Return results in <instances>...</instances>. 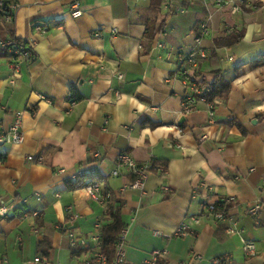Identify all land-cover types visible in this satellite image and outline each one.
Masks as SVG:
<instances>
[{"label": "crops", "instance_id": "0c3cea01", "mask_svg": "<svg viewBox=\"0 0 264 264\" xmlns=\"http://www.w3.org/2000/svg\"><path fill=\"white\" fill-rule=\"evenodd\" d=\"M10 1L19 10L13 25L0 19V38L34 41V58L10 84L8 55L0 49V131L19 113L24 133L21 145L0 147V198L12 208L0 219V264L81 263L84 255L69 247L66 232L90 236L104 209L83 187L70 191L65 183L90 169L120 202L126 264H142L153 249L165 251L163 264L189 261L192 254L202 260L191 264L220 257H229L228 264H264V0H224L222 6L78 0V18L71 16L72 0ZM206 20V57L195 75L211 84L218 72L229 92L216 102L215 124L200 142L208 107L198 103L182 113L186 89L177 56L194 46ZM33 25L49 31L37 35ZM72 90L76 100L69 106ZM120 153L139 164H162L165 173H151L142 192L122 190L133 177L125 169L111 175ZM203 200L225 202L240 232L227 235L226 221L205 217L193 226L195 234L168 238L199 213ZM255 205L257 215L250 213ZM67 206L78 214L71 224ZM36 208L41 215L20 218ZM241 239L254 244L255 255L243 252Z\"/></svg>", "mask_w": 264, "mask_h": 264}, {"label": "built area", "instance_id": "2783aa9c", "mask_svg": "<svg viewBox=\"0 0 264 264\" xmlns=\"http://www.w3.org/2000/svg\"><path fill=\"white\" fill-rule=\"evenodd\" d=\"M215 5L222 6L226 3L224 0H212ZM243 0H239L240 4ZM232 6L236 7L237 3L232 2ZM19 10V5L11 2L10 0H0V19L3 24L13 25L15 16ZM182 12V11H181ZM82 15L80 9V3L78 0H72L71 2V16L73 18H78ZM33 30L37 35L43 36L48 33L49 28L45 25H33ZM209 33L208 20L201 23L198 34L194 39V46L188 51L178 54V72L181 78V82L186 89L185 97L182 101V113L189 114L193 111L194 107L198 103H203L208 107L209 119L207 124L201 128L202 132L197 136L200 142H205L208 140V135L206 130L211 125L215 124L214 119V106L216 102H208L206 100V94L209 91L211 84L207 81L201 79V77L196 76L195 72L198 67L200 60L206 57L205 51L201 48L202 39ZM95 36H98L97 34ZM33 42H24L15 38L2 39L0 38V49L6 51L8 55V67L11 71V76L9 83L13 84L16 80L21 78V64L29 63L33 60ZM162 47V44L158 45ZM119 81H122L120 74L117 75ZM39 99L50 103L45 97L39 95ZM67 103L69 106L75 104V99L73 98L72 91H69L66 96ZM34 114V111H31ZM14 120L11 125L0 131V147L4 146H18L24 141V133L22 131V117L21 114L15 113ZM178 148L182 149L180 145ZM94 158L98 157V154L93 155ZM28 160H32V157H28ZM41 162V159H39ZM125 169L129 175L133 177L122 190H136L139 192L143 191L144 183L148 176L155 172L164 174V167L161 165H156L153 163L139 164L135 162L127 153H120L115 161V168L111 172L112 176H119L121 170ZM92 173V170H81L77 176L83 173ZM83 189L88 193L89 197L98 203L103 209L104 213L100 218H96L93 223L92 233L90 236H79L72 230H67L68 244L71 249L84 255L80 264H126L125 259V245L127 240V228L121 229L120 234L114 243V254L111 257L105 255L102 251L101 233L100 229L102 227V222L104 219H109L106 212V206L108 200L111 197L110 192L107 189H103L98 182H88L83 186ZM164 191H169L167 187H163ZM170 192V191H169ZM37 201L41 198L38 194H35ZM221 202L208 203L206 201H201L199 204V213L197 215L188 217L184 219L179 226L176 228L174 233L168 238H185L188 235L194 233L193 226L200 223L202 218L211 217L218 223L227 222L228 226L226 228L227 235H236L240 231L236 227V223L229 219L226 214V210L220 207ZM11 206L8 205L4 200L0 198V219L7 218L11 212ZM40 208H36L30 212H23L20 216L22 220L29 219L31 217H36L41 215ZM260 206L255 205L250 213L253 215L259 214ZM64 213L66 215L67 223H74L78 219V214L73 212L70 206L64 208ZM37 230L33 229V233ZM195 234V233H194ZM158 236V233H155ZM243 252L247 256L255 255V246L252 242L241 239ZM165 251L159 249H153L147 256V258L142 262V264H163L165 259ZM202 257L198 254H192L189 261H181L179 264H191L192 262H201ZM229 257H220L211 259L209 264H228ZM40 257L34 259L35 263L40 262Z\"/></svg>", "mask_w": 264, "mask_h": 264}, {"label": "trees", "instance_id": "16d2710c", "mask_svg": "<svg viewBox=\"0 0 264 264\" xmlns=\"http://www.w3.org/2000/svg\"><path fill=\"white\" fill-rule=\"evenodd\" d=\"M148 30V28H147ZM239 36H235L232 38L231 43L239 40ZM229 92V84L223 80L220 73H215V80L211 83V87L206 94V100L208 102H217L219 100H223L227 97ZM73 93V90H72ZM76 95L73 93V98L76 100ZM156 164V163H154ZM161 165L162 164H156ZM164 167V166H163ZM165 168V167H164ZM133 180V178L131 179ZM101 179L96 175H92L91 173H83L76 177L73 181H67L65 186L70 191L82 188L88 182H99ZM227 204L225 202H221L220 207L225 209ZM106 212L109 216V219H104L102 222V227L100 229L101 233V242H102V251L108 257L113 256L114 254V243L120 231L125 226L121 220L120 215V202L115 198L110 197L108 200V204L106 206Z\"/></svg>", "mask_w": 264, "mask_h": 264}]
</instances>
